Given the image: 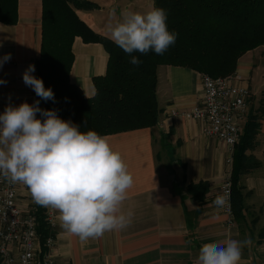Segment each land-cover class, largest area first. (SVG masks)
I'll use <instances>...</instances> for the list:
<instances>
[{
	"label": "crops",
	"instance_id": "obj_1",
	"mask_svg": "<svg viewBox=\"0 0 264 264\" xmlns=\"http://www.w3.org/2000/svg\"><path fill=\"white\" fill-rule=\"evenodd\" d=\"M88 1H96L100 9L76 7L75 12L95 33L106 37L109 24L132 11L145 12L152 7V0H144L148 3L145 8L136 6L143 0ZM121 2L127 4L126 9L119 10ZM134 5L135 10H127ZM41 22V0H17L16 20L0 21V56L11 53L10 61L0 67V79L6 81L0 84V113L9 104L36 101L22 73L29 64L35 66L39 56ZM72 52L70 81L85 97H91L95 92L93 77L106 70V47L75 36ZM202 74L186 66H158L155 92L160 111L156 124L104 134L122 153L134 177L124 202L125 210L134 211L130 226L81 241L60 226L55 209L41 206L44 217L45 212L51 215L52 222L45 220V226L47 236L54 239L52 264H198L203 244L249 237L253 243L243 249L240 264H264V44L242 54L232 73L249 89L237 144L252 116L256 126L251 130V143L243 150L252 165L238 178L242 202L231 216L214 203L230 170L225 145L204 134L200 121L169 114L171 109L184 110L200 101ZM19 203L36 207L28 188H20Z\"/></svg>",
	"mask_w": 264,
	"mask_h": 264
},
{
	"label": "trees",
	"instance_id": "obj_2",
	"mask_svg": "<svg viewBox=\"0 0 264 264\" xmlns=\"http://www.w3.org/2000/svg\"><path fill=\"white\" fill-rule=\"evenodd\" d=\"M41 2L36 76L46 88L52 89L55 100L46 101L35 93L36 101L41 109L55 110L61 119L71 120L81 131L91 129L101 135L156 124L160 111L155 92L158 66H186L213 77L225 76L233 73L242 54L264 44V0H152V6L167 11L168 28L177 33V38L162 55L151 50L143 55L133 53L142 61L137 66L130 63L129 54L110 38L95 33L76 14L74 8L90 7L91 2ZM16 6L17 0H0V21L14 22ZM75 36L102 42L108 53L105 73L93 77L95 92L90 99L69 78ZM37 117L43 121L40 113ZM253 117L233 152L231 205L234 214L242 202L239 175L252 165L243 150L252 140L251 130L256 126ZM35 208L37 231L43 243L47 236L44 209L38 204Z\"/></svg>",
	"mask_w": 264,
	"mask_h": 264
},
{
	"label": "clouds",
	"instance_id": "obj_3",
	"mask_svg": "<svg viewBox=\"0 0 264 264\" xmlns=\"http://www.w3.org/2000/svg\"><path fill=\"white\" fill-rule=\"evenodd\" d=\"M115 14V10H112ZM109 38L131 56L132 65L142 61L133 53L150 50L162 55L177 38L167 25V11L152 6L145 12L132 11L108 25ZM11 53L0 56V67ZM34 64L22 73L26 86L44 100H55L52 89L34 76ZM6 81L0 79V84ZM90 99V97H88ZM43 117V121L37 117ZM0 176L24 184L33 201L55 209L60 226L81 241L120 231L132 223L134 211L124 209L134 177L107 135L81 131L71 120L61 119L55 110L39 107V101L7 105L0 113ZM218 208L225 197L215 200ZM252 239H228L200 247L198 264H240L242 252Z\"/></svg>",
	"mask_w": 264,
	"mask_h": 264
},
{
	"label": "built area",
	"instance_id": "obj_4",
	"mask_svg": "<svg viewBox=\"0 0 264 264\" xmlns=\"http://www.w3.org/2000/svg\"><path fill=\"white\" fill-rule=\"evenodd\" d=\"M201 84L202 94L197 104L180 111L171 109L169 114L173 118L200 121L204 134L225 145L230 170L220 195L225 197L224 210L231 216V165L240 137L241 120L247 112L249 89L235 74L213 77L203 73ZM21 187L26 186L0 176V264H52L54 239L47 236L42 243L37 231L36 208L23 207L19 203ZM50 216L45 212L48 224L52 222Z\"/></svg>",
	"mask_w": 264,
	"mask_h": 264
},
{
	"label": "rangeland",
	"instance_id": "obj_5",
	"mask_svg": "<svg viewBox=\"0 0 264 264\" xmlns=\"http://www.w3.org/2000/svg\"><path fill=\"white\" fill-rule=\"evenodd\" d=\"M84 0H82V2H83ZM89 2H91V1H89ZM88 2V3H89ZM124 2V1H123ZM123 2H121L120 3V5L118 6V8H119V10H121L122 8H125V5H127L126 3H123ZM93 5H91V6H96V9H100V4H98L96 1H94V2H91ZM101 4H103V3H101ZM146 4H148V3H146L144 0L143 1H141V2H139L138 4H136V6H137V8H139V7H141V8H145V6H146ZM136 6L134 5L133 7H131V8H128L127 10H130V9H133L134 8V10L136 9ZM139 6V7H138ZM87 7V6H86ZM85 8V7H84ZM126 9V8H125ZM150 8H148L147 10H149ZM147 10H145V11H147ZM138 11H139V9H138ZM116 12H117V10H116ZM114 16V15H113ZM107 21H108V19H107ZM107 21H105V22H107ZM113 24V23H112ZM108 38H109V36H107Z\"/></svg>",
	"mask_w": 264,
	"mask_h": 264
},
{
	"label": "bare ground",
	"instance_id": "obj_6",
	"mask_svg": "<svg viewBox=\"0 0 264 264\" xmlns=\"http://www.w3.org/2000/svg\"><path fill=\"white\" fill-rule=\"evenodd\" d=\"M232 164H233V162H232ZM232 166V165H231Z\"/></svg>",
	"mask_w": 264,
	"mask_h": 264
}]
</instances>
